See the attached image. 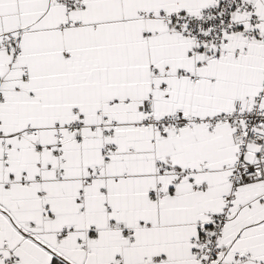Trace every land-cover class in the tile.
<instances>
[{"label": "snow or ice", "instance_id": "obj_1", "mask_svg": "<svg viewBox=\"0 0 264 264\" xmlns=\"http://www.w3.org/2000/svg\"><path fill=\"white\" fill-rule=\"evenodd\" d=\"M0 264H264V0H0Z\"/></svg>", "mask_w": 264, "mask_h": 264}]
</instances>
